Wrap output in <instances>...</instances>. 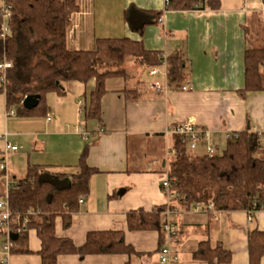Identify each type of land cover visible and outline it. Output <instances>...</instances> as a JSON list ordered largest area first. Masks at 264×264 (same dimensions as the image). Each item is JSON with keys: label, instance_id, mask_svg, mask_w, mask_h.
<instances>
[{"label": "crops", "instance_id": "crops-1", "mask_svg": "<svg viewBox=\"0 0 264 264\" xmlns=\"http://www.w3.org/2000/svg\"><path fill=\"white\" fill-rule=\"evenodd\" d=\"M167 4V0H78L68 46L76 51L90 50L98 39L128 38L164 56L183 52L186 91L168 88L164 64L154 67L158 70L155 76L149 74L151 69L135 71L128 64L134 70L131 75L106 80L101 100L103 126L85 118L95 79L87 84H64L65 95H54L50 113L43 119L10 115L6 98L0 94V153L4 154L9 142L17 147L9 156L22 163L16 167L12 162L8 168L7 161L10 181L24 178L30 165L75 174L86 145H90L87 163L98 173L92 177L90 194L72 216L70 227L64 228L62 218L55 220L56 236L80 247L89 232L122 230L126 242L143 253L139 257L60 255L57 264H162L157 232L127 230V213L140 209H172L177 232L167 235L165 244L176 256L172 264H205L193 259L204 241L228 249L232 254L228 264H250L248 235L254 229L264 232V210L252 217L247 211H206L195 206L185 210L162 189L172 155L171 129L192 123L203 130L198 154H205L212 144L216 149L219 144L227 145L229 134L247 127L264 133V92L242 94L245 54L253 47L248 42L249 23L255 18L264 25V3L220 0L218 10L199 11L166 10ZM145 12H163L161 23L140 30ZM152 82L168 91L157 92ZM126 89L137 90L139 97L127 99ZM116 193L120 196L112 198ZM164 219L162 215V222ZM28 249L32 254L10 255L9 263L41 264L37 254L41 241L34 230L29 232Z\"/></svg>", "mask_w": 264, "mask_h": 264}, {"label": "trees", "instance_id": "trees-1", "mask_svg": "<svg viewBox=\"0 0 264 264\" xmlns=\"http://www.w3.org/2000/svg\"><path fill=\"white\" fill-rule=\"evenodd\" d=\"M11 9L10 35L0 37V62H11L6 79L0 81V94L6 98L8 112L18 117L46 118L50 113L47 96L65 95L64 84H87L96 80L85 111L87 120L103 126L101 100L109 78H124L130 71L150 70L165 62L167 86L182 89L187 80L183 52L164 56L146 50L141 41L128 38L98 39L90 50H72L68 46L71 17L79 11L78 0H6ZM264 3V0H262ZM220 0H169L166 10H218ZM163 12H145L140 30L161 23ZM2 19L0 18V33ZM128 63L134 70L128 68ZM1 76V75H0ZM264 92V47H252L245 54V88L242 94ZM127 99L136 100L137 90L126 89ZM29 99L27 104L25 100ZM169 162V195L185 210L200 205L206 211L255 212L264 210V136L247 127L231 133L222 154L208 156L189 149L188 142L173 135ZM90 145H86L75 174L49 172L43 166L30 165L24 178L12 182L9 194L10 228L17 238L11 239V255L32 254L28 249L30 231L41 241L37 253L41 264H57L60 255L141 256L125 240V231H93L77 247L68 238L55 233V220L62 218L64 228L71 225L79 211V201L90 194V181L98 173L87 163ZM163 189V188H162ZM167 192V193H168ZM116 193L112 198H118ZM171 209V208H170ZM166 209L147 212L142 209L126 215L127 230L157 232L158 249L165 248L167 234L162 215ZM172 210V209H171ZM20 230V232H18ZM4 234L0 231V235ZM250 264H262L264 232L252 230L248 235ZM195 261L205 264H228L231 252L222 244L209 241L199 244ZM126 264H130L128 261Z\"/></svg>", "mask_w": 264, "mask_h": 264}, {"label": "built area", "instance_id": "built-area-1", "mask_svg": "<svg viewBox=\"0 0 264 264\" xmlns=\"http://www.w3.org/2000/svg\"><path fill=\"white\" fill-rule=\"evenodd\" d=\"M1 6H0V18L2 19V25H1V33L0 37L5 40L10 35V26H9V20L11 17V9L10 6L7 4L6 0H0ZM169 2V0H167ZM164 65L165 62H163ZM11 68V62L9 61H3L0 62V81L4 82L6 79V73L7 70ZM158 73V70L156 68H152L149 71V74L151 76H155ZM151 86L154 90L157 92H164L166 93L167 87H164L160 83L152 82ZM188 89L187 86H183L182 90L186 91ZM10 115L14 116L15 112L11 111L9 113ZM170 132L173 135L180 136L183 140H186L189 145V149L192 152H198L200 146L202 145V141L205 136V132L201 129H199L196 125L192 123H185L182 125H179L173 129L170 130ZM264 136V133H261ZM231 137V134L227 136V139ZM17 151V147L11 145L9 142H6L5 150H4V160L0 162V172L5 173L4 176L0 175V231H2L4 236L6 237L7 241L5 245H0V250L2 251H10L11 249V238L10 235L13 234L10 228V204H9V194H10V188L12 185V181H10L9 176L7 175V161L8 157L11 153H15ZM205 154L208 156H215L217 153L215 149L211 146H207L205 148ZM170 187V178L167 175L166 179L162 182V188L164 190H169ZM169 195V192L167 193ZM170 197V195H169ZM84 200H80L79 204H82ZM196 210H200L201 206L196 205ZM212 205L209 206V210H212ZM172 213L173 211L171 209H166L163 213L165 216L164 219V231L166 232L169 237L176 234L177 229L172 221ZM250 217H252V212H248ZM20 232V230H18ZM11 255V254H10ZM8 257H6L4 260L0 262V264H10L8 261ZM160 261L162 264H172L176 261V256L174 255V252L170 246H166L162 249L160 252Z\"/></svg>", "mask_w": 264, "mask_h": 264}, {"label": "rangeland", "instance_id": "rangeland-1", "mask_svg": "<svg viewBox=\"0 0 264 264\" xmlns=\"http://www.w3.org/2000/svg\"><path fill=\"white\" fill-rule=\"evenodd\" d=\"M0 6H1V1H0ZM260 8H261V4H260ZM264 13V11H263ZM256 17V16H254ZM253 21L249 23V28H248V42L251 46L253 47H264V25L257 22L256 19H252ZM130 64V63H128ZM12 65V64H11ZM132 69V68H130ZM54 95H57L56 93H50L47 96V102L48 105L50 106V103L52 102V99L54 97ZM83 118V115L81 116ZM42 118V117H40ZM43 119V118H42ZM226 143L223 144H219L218 149L215 148L214 145V149L216 151L217 154H222L223 151L226 148ZM213 146V144H212ZM211 146V147H212ZM4 160V154H2V152L0 153V161ZM14 163V166L19 167L20 165H22L21 161L19 159H16L15 157H10L8 158V168H10V164ZM10 170V169H9ZM6 237L5 236H0V245H5L6 244ZM6 257H10V251H2L0 250V260H4ZM154 257L156 258V256L154 255Z\"/></svg>", "mask_w": 264, "mask_h": 264}, {"label": "water", "instance_id": "water-1", "mask_svg": "<svg viewBox=\"0 0 264 264\" xmlns=\"http://www.w3.org/2000/svg\"><path fill=\"white\" fill-rule=\"evenodd\" d=\"M28 100H29L28 98L25 100V104H27ZM10 238L11 239H15V238H17V235L16 234H11Z\"/></svg>", "mask_w": 264, "mask_h": 264}]
</instances>
